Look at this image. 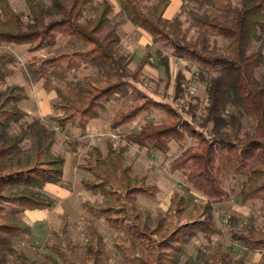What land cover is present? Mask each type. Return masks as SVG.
Wrapping results in <instances>:
<instances>
[{"label":"trees","instance_id":"16d2710c","mask_svg":"<svg viewBox=\"0 0 264 264\" xmlns=\"http://www.w3.org/2000/svg\"><path fill=\"white\" fill-rule=\"evenodd\" d=\"M114 1L126 20L146 32L154 44L198 68L196 76L207 96L203 113L196 114L198 99L178 108L156 101L138 87L149 53L134 68L129 57L119 53L118 23L110 17L109 0H25L27 14L16 10L10 0H0V83L8 73L7 65L17 60L4 47L24 45L29 51L51 47L48 54L22 62L21 68L28 82L43 80L45 90L55 91L49 119L58 126L84 131L89 121L102 116L113 97L122 96L135 102L115 114L112 129L154 108L164 113L126 134L127 144L165 153L171 141L195 140L171 160L170 169L181 170L204 201L191 206L174 193L167 209L152 218L142 214L137 200L139 195L154 196L157 187L144 176L131 174V166L122 159L125 147L116 148L108 141L102 152L93 145L76 165L91 176L83 179L86 188L102 196L100 201H85L83 207L117 231L118 264H246L244 256H234L220 245L213 250L199 248L194 256L184 257L191 239L220 233L214 203L227 198L223 183L229 175L244 177L241 201H263L260 225L248 221L230 238L248 252H259V259L248 264H264V78L255 75L264 59V0L237 4L180 0L179 10L171 17L165 16L169 0ZM59 37L65 38L62 43ZM158 55L168 74V56ZM81 67L92 73L68 82L65 88L52 83V75ZM184 81L178 70L175 98L183 94ZM26 98L18 83L0 89V264H9L11 255L19 264H75L74 259L107 264L108 250L95 229L83 256L50 243L55 255L46 253L38 262L13 246V240L28 231L16 215L54 205L55 200L40 189L61 182L65 162L53 151L54 127L39 118L21 123L27 113L19 103ZM243 118L253 123L251 129H244Z\"/></svg>","mask_w":264,"mask_h":264},{"label":"rangeland","instance_id":"374dc122","mask_svg":"<svg viewBox=\"0 0 264 264\" xmlns=\"http://www.w3.org/2000/svg\"><path fill=\"white\" fill-rule=\"evenodd\" d=\"M91 1L96 3L100 0ZM109 1L112 4L110 17L112 21L118 23L119 53L129 57L131 68L137 66L146 51L149 53V63L142 70L138 87L156 101L178 108L186 106L189 101L195 102L198 99L196 114L199 116L203 113L207 96L204 83L196 76L198 68L190 61L178 59L172 56L170 51L154 44L146 32L126 20L114 0ZM10 2L16 10L27 14L25 0H10ZM230 2L237 4L239 0H230ZM180 3V0H169L165 16L174 15L179 10ZM64 39L59 37L58 42L62 43ZM218 42L224 43L221 38ZM4 49L13 54L17 60L7 65L8 73L4 81L0 83V89L12 83L23 86L27 98L19 105L26 111L27 116L21 120V123L39 118L45 124L54 127L57 131V139L53 145V151L65 159L61 182L45 184L40 189L44 196L55 200L54 205L47 209L27 210L16 215V221L28 228L27 232L21 233L13 240V246L17 252H23L40 262L46 253L55 255L48 245L57 243L68 248L67 251L71 248L77 255L83 256L91 239L92 229H95L101 235L108 250L107 264H118V261H121V255L114 245L116 229L104 219L90 214L83 207L85 201H100L102 198L99 193L86 188L83 179H91V176L76 166L82 162L87 150L93 145L99 147L102 152L105 151L108 141H112L116 148L125 147L122 159L124 164L131 166V174L144 176L148 183L157 187L154 196H138L137 205L144 216L152 218L157 212H164L169 205L170 196L174 193L183 196L191 206L204 201V197L189 185L181 170L170 169L171 160L180 153L182 148L195 143L193 138L187 137L183 142L171 141L165 153L153 152L145 147L125 142L126 134L138 131L148 121H157L159 117L164 116L162 111L154 108L152 113L142 112L131 122L112 129L110 122L115 114L127 109L135 102L130 97L115 96L106 104L102 116L89 121L84 131L70 125L60 127L49 119V116L54 113L52 102L56 96L55 91L45 90L42 86L43 80L28 82L21 68L22 62L46 55L52 48L29 51L24 45L11 44ZM262 50L264 52V42ZM159 52L168 56V74L159 60ZM178 70L185 76L184 91L181 96L175 98L174 77ZM87 73H92V70L83 67L65 73H56L52 75V83L65 88L68 82ZM255 75L258 79L264 78V59ZM242 121L244 129H251L253 123L249 119L243 118ZM243 180L242 175H229L224 180L223 185L228 196L223 201L214 203V216L220 233L210 236L198 235L191 239L185 248V258L194 256L199 248L213 250L220 245L234 256H244L246 264L259 259V252H248L230 238L232 231L242 230L248 221L258 226L262 220V200L254 198L241 201L240 199L239 187ZM74 260L77 264H91V262L80 263ZM9 264H19L14 255L10 256Z\"/></svg>","mask_w":264,"mask_h":264}]
</instances>
